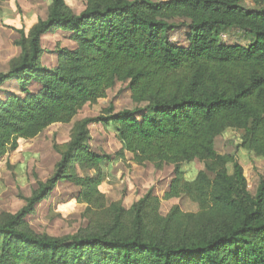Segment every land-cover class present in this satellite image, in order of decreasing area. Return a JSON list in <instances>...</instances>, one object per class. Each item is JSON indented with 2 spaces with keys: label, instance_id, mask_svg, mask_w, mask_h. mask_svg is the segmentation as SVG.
Returning <instances> with one entry per match:
<instances>
[{
  "label": "trees",
  "instance_id": "obj_1",
  "mask_svg": "<svg viewBox=\"0 0 264 264\" xmlns=\"http://www.w3.org/2000/svg\"><path fill=\"white\" fill-rule=\"evenodd\" d=\"M83 1L75 13L50 0L45 18L16 29L21 51L0 72V159L71 123L118 82H128L136 106L116 111L111 102L54 143L51 175L37 177L18 212L0 213V264H264V175L253 194L237 157L242 148L264 158V0ZM57 31L76 46L57 45V65L43 66L42 37ZM233 32L247 44L222 38ZM12 82L17 90L5 86ZM92 124L114 131L115 155L92 147ZM229 129L242 131L241 142L223 154L216 140ZM127 152L137 165L173 166L162 197L150 188L129 208L108 202L102 165ZM194 161L203 168L188 179L183 166ZM61 182L78 188L88 225L39 234L27 217ZM184 195L197 211L175 204L161 213L163 200Z\"/></svg>",
  "mask_w": 264,
  "mask_h": 264
},
{
  "label": "rangeland",
  "instance_id": "obj_2",
  "mask_svg": "<svg viewBox=\"0 0 264 264\" xmlns=\"http://www.w3.org/2000/svg\"><path fill=\"white\" fill-rule=\"evenodd\" d=\"M158 1V0H153ZM75 13L85 8L83 0H66ZM253 7L252 0H242ZM50 0H5L0 2V72L8 69L9 61L18 56L20 48L15 45L19 36L17 28L28 32L39 19L45 18ZM227 43L241 42L247 44L237 33L225 34L222 37ZM185 38L175 34L174 41L185 43ZM66 32L48 33L43 39L44 55L43 66L53 67L57 64L54 50L57 45L73 48ZM6 87L17 90L15 82L7 83ZM116 111L125 108H134L136 104L131 97L128 82H118L108 91L107 97L100 99L97 104L86 105L79 111L71 123H59L48 127L36 138L24 140L17 151L10 152L0 159V213H16L26 205V197L32 194L37 187V177L46 180L52 173L60 155L54 149V143L62 145L69 141L71 129L77 120L85 117L97 116L110 103ZM91 145L97 151L115 155L121 148L114 131L101 124L90 126ZM242 131L229 129L216 140V149L220 153L229 154L236 151L241 142ZM239 162L244 168L248 180L249 190L254 194L260 177L264 175V158L240 148L237 151ZM133 155L126 153V159L106 162L102 165L105 172V181L101 190L106 194L108 202L123 200L125 207H130L137 199L143 196L150 188L154 193L163 196L169 188L173 177V166L166 165L163 169H156L152 163L137 165L132 160ZM188 179H193L196 173L203 168L199 161L187 163L184 166ZM232 171V166L229 165ZM78 188L70 182H61L51 196L36 206L35 212L27 217V221L34 231L51 236H65L76 233L80 228L88 225L83 216L85 204L75 200ZM179 205L186 212H195L198 206L186 195L171 200H163L161 213L167 214L173 205Z\"/></svg>",
  "mask_w": 264,
  "mask_h": 264
},
{
  "label": "crops",
  "instance_id": "obj_3",
  "mask_svg": "<svg viewBox=\"0 0 264 264\" xmlns=\"http://www.w3.org/2000/svg\"><path fill=\"white\" fill-rule=\"evenodd\" d=\"M58 32V31H57ZM49 33H52V32H49ZM56 33V32H55ZM67 33V32H66ZM46 35H48V33L47 34H45L43 37H42V41H43V39L46 37ZM67 35H68V33H67ZM70 40V39H69ZM69 42H71V40L69 41ZM72 43V45H74L73 46V48H75V46H76V43H74V42H71ZM42 46H43V44H42ZM61 46V45H60ZM57 47V46H56ZM62 47H66V46H62ZM44 48V47H43ZM45 49V52H44V55L47 53V50H46V48H44ZM72 49V48H71ZM56 54V53H55ZM19 55V54H18ZM44 55H43V57H44ZM42 60H43V58H42ZM56 61L58 62V57H57V54H56ZM57 65V64H56ZM55 65V66H56ZM55 66H53V67H55ZM46 67H48V66H46ZM50 68H52V67H50ZM138 200V199H137ZM136 200V201H137ZM128 208V207H127Z\"/></svg>",
  "mask_w": 264,
  "mask_h": 264
}]
</instances>
